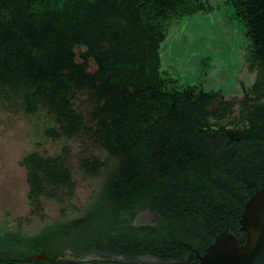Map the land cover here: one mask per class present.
Instances as JSON below:
<instances>
[{
	"label": "trees",
	"instance_id": "obj_1",
	"mask_svg": "<svg viewBox=\"0 0 264 264\" xmlns=\"http://www.w3.org/2000/svg\"><path fill=\"white\" fill-rule=\"evenodd\" d=\"M216 10L241 32L256 70L241 104L249 129L232 138L208 121L232 111L211 74L237 53L216 28L200 35L198 15ZM187 22L191 47L207 50L189 75L160 53L169 30ZM76 47L85 48L79 62ZM0 94L17 98L26 114L44 108L54 122L46 138L83 135L107 153L79 158L83 173L100 177L77 209L79 224L62 215L35 235L0 230L1 263L190 264L219 234L245 242L244 204L264 187V0H0ZM78 94L87 96V112L76 106ZM217 98V110H208ZM69 154L64 147L21 160L29 205L73 196ZM65 250L97 260L59 259ZM41 255L47 259L36 261Z\"/></svg>",
	"mask_w": 264,
	"mask_h": 264
},
{
	"label": "rangeland",
	"instance_id": "obj_2",
	"mask_svg": "<svg viewBox=\"0 0 264 264\" xmlns=\"http://www.w3.org/2000/svg\"><path fill=\"white\" fill-rule=\"evenodd\" d=\"M210 2L214 4L217 0H210ZM219 14L216 10L206 18L198 15L202 30L200 35L205 29L216 28L225 38L221 45L229 44L231 47L237 45V53L232 56L229 66L217 67L212 72L211 84L212 86H226L225 100L231 102L235 110L241 114L244 109L241 105L244 99L243 88L255 81L256 70L250 69L251 64L249 65L246 61L250 49L247 43L242 41L241 32L234 27L227 28L224 19ZM190 24L187 22L180 28H171L161 44L160 52L163 64L166 62L175 64L182 73L188 75L192 74L194 58L198 55L203 56V53L207 51L203 47L200 49L191 47L192 38L195 37L189 31ZM196 37L199 38V36ZM184 40L187 44H181ZM174 48H178L184 61L174 53ZM84 51V47L75 48L78 62L81 60L80 54ZM94 69L95 64L91 60L90 70ZM77 99L76 106L87 112V96L78 94ZM219 102L220 99L217 98L208 110L214 111ZM53 123L44 108H39L34 114H26L17 98L0 94V230L2 231H15L19 228L23 234L35 235L49 222L62 215L68 223L78 225L80 216L77 209L82 208L88 202L100 182V177L86 175L80 170L79 158L94 156L104 160L107 158L106 151L88 141L83 135L72 139L62 137L57 141L46 138L44 132L53 127ZM64 147H68L70 151L67 166L71 168L75 183L73 196L71 198L64 196L62 203L42 198L38 206L29 205L26 172L20 165L21 160L34 151L44 156L54 157L59 155ZM146 219V216H143L140 220L143 222ZM59 259L84 263L97 260L93 255L76 259L69 250H65Z\"/></svg>",
	"mask_w": 264,
	"mask_h": 264
},
{
	"label": "water",
	"instance_id": "obj_3",
	"mask_svg": "<svg viewBox=\"0 0 264 264\" xmlns=\"http://www.w3.org/2000/svg\"><path fill=\"white\" fill-rule=\"evenodd\" d=\"M239 223L240 231L246 234L243 244L233 233L219 234L203 255L197 254V260L190 264H264V187L244 204ZM35 259L47 257L41 255Z\"/></svg>",
	"mask_w": 264,
	"mask_h": 264
},
{
	"label": "flooded vegetation",
	"instance_id": "obj_4",
	"mask_svg": "<svg viewBox=\"0 0 264 264\" xmlns=\"http://www.w3.org/2000/svg\"><path fill=\"white\" fill-rule=\"evenodd\" d=\"M259 103L264 104V97L260 100ZM217 108L214 111H216ZM246 114V110H242L240 114L239 111L235 110V107H232V111L226 114L220 120H215L212 117H208V121L211 129L219 131V129L223 128L232 138L236 133L244 132L249 129V120Z\"/></svg>",
	"mask_w": 264,
	"mask_h": 264
}]
</instances>
